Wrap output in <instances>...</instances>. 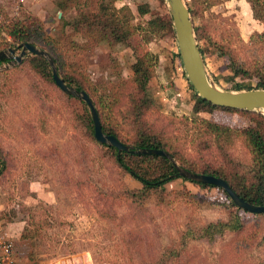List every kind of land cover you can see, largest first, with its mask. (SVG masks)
Returning <instances> with one entry per match:
<instances>
[{
  "label": "rangeland",
  "instance_id": "374dc122",
  "mask_svg": "<svg viewBox=\"0 0 264 264\" xmlns=\"http://www.w3.org/2000/svg\"><path fill=\"white\" fill-rule=\"evenodd\" d=\"M8 1L0 3V15L35 18L47 33L56 32L60 11L53 0ZM184 1L192 10L206 74L217 87H231L225 79L228 59L219 56L217 48L228 51L246 69L264 73V42L254 36L264 33V26L252 18L246 0ZM112 2L128 8L132 24L169 14L166 0ZM140 3L149 9L143 17L136 13ZM73 15L74 10H69L63 17L70 20ZM73 38L80 40L78 35ZM176 46L170 32L149 42L135 33L125 43L101 42L88 52H76L72 59L79 61L92 83H115L129 78L134 50L155 56L147 86L155 106L144 113V120L182 155L198 164L215 165L216 150L196 133L197 122L191 118L239 128L248 120L199 103L182 74ZM13 67L0 76V160L4 161L0 214L15 237V258L24 262L20 264H264V213L255 218L243 213L240 232L211 243L191 240L181 249L176 242L185 228L196 236L208 221L235 216L225 195L216 188L200 189L174 180L167 190L183 184L190 193L168 194L161 204L134 201L129 190L138 184L101 156L100 144L95 145L84 130L82 105L76 97H67L26 61ZM235 80L249 87L256 81L254 77ZM115 118L122 121L118 114ZM231 154L243 158L247 152L237 141Z\"/></svg>",
  "mask_w": 264,
  "mask_h": 264
},
{
  "label": "trees",
  "instance_id": "16d2710c",
  "mask_svg": "<svg viewBox=\"0 0 264 264\" xmlns=\"http://www.w3.org/2000/svg\"><path fill=\"white\" fill-rule=\"evenodd\" d=\"M246 1L249 4L252 18L264 25V0ZM53 5L60 11V22L53 34L47 33L35 18H20L2 13L3 15H0V48L15 47L17 49L18 44L28 42L46 50L55 63L58 75L65 84L83 90L89 96L104 133L113 135L121 143L131 145L133 148L164 150L185 170L220 177L244 201L254 205H264V115L256 111L212 105L200 98L185 75L177 46L175 56L188 86L199 103L211 110L219 109L234 112L248 120L246 126L239 128L220 124L204 117L191 118L192 121L197 122L196 133L202 134L205 137L206 145H212L216 150L218 162L215 165L198 164L182 155L170 142L154 133L144 120V113L155 106V101L149 96L147 90L148 81L153 73L155 56L147 51L137 53L134 50V61L129 66V78L126 80L121 78L115 83L105 81L92 83L83 72L82 65L76 63L79 61L72 59L76 52H88L94 45L101 42L110 46L125 43L135 33L140 36L143 42H149L154 36L162 35L165 32H170L174 36L169 14L149 16L140 23L132 24V14L128 8L124 6L115 7L112 0H53ZM187 9L189 14H192V10L188 6ZM69 10H74V15L70 20H66L63 15ZM148 12L147 4H137L136 13L139 17L145 16ZM195 29L196 27L193 25L194 32ZM74 35H78L80 40H75ZM254 36L264 42V33L255 32ZM252 37L253 35H250V39ZM197 47L205 64L204 52L198 42ZM217 54L228 59L226 69L229 71V75L225 76V79L231 83V87L223 90L264 89L262 70L259 68L246 69L236 63L231 54L222 48H217ZM25 61L34 73L52 81L50 68L45 59L33 54H26L19 63ZM12 69L15 68L12 67ZM7 72L6 69H3L0 71V76H4ZM235 77H239L241 80L254 77L256 81L254 86L249 87L237 82ZM65 95L69 98H75L68 94ZM77 100L82 105L80 119L84 130L92 142L97 145L98 143L93 137L89 109L83 101ZM119 105H121L120 108ZM122 106H125L124 111L121 110ZM115 114L120 115L122 121L116 119ZM237 141L241 142L247 152L243 158L231 154V149ZM98 148L102 151L101 156L105 157L107 162L119 169L122 174L136 181L138 187L129 190V197L136 202L150 199L155 204H161L168 194L190 193L183 184L180 189L171 188L167 190V185L174 180L182 183L190 182L200 189L216 188L225 195L226 206L234 207L235 216L226 220L208 221L199 228L196 236L190 228H185L176 242L181 249L191 240H204L211 243L226 234L240 232L243 213L250 214L254 218L262 214L250 213L236 208L220 188L207 183L191 181L177 175L173 164L164 156L135 154L128 151L117 152L114 147L106 144L99 145ZM3 169L4 161L0 160V174ZM23 207L26 211L30 210L26 206ZM172 250L174 252V248Z\"/></svg>",
  "mask_w": 264,
  "mask_h": 264
},
{
  "label": "water",
  "instance_id": "95a60500",
  "mask_svg": "<svg viewBox=\"0 0 264 264\" xmlns=\"http://www.w3.org/2000/svg\"><path fill=\"white\" fill-rule=\"evenodd\" d=\"M166 4L171 18L179 58L185 75L196 94L212 105L238 110L257 111L264 115V89L223 90L217 87L213 81L208 78L197 47L192 20L185 1L166 0ZM57 16H60V12L57 13ZM17 47L19 48L17 54H14L16 50L15 47H7L0 50V62L6 60L4 63H0V70L18 64L26 54H33L45 59L50 68L51 78L55 86L65 94L83 101L88 107L92 122L93 137L98 144H106L114 147L117 152L128 151L135 154H156L164 156L173 164L177 175L191 181L207 183L220 188L225 192L236 208L250 213H264V205H254L244 201L231 190L222 178L211 174L190 172L180 167L172 156L164 150L155 148H133L131 145L121 143L113 135L104 133L101 130L97 112L89 96L85 91L78 90L65 84L63 79L58 75L55 63L46 50L28 42L20 43Z\"/></svg>",
  "mask_w": 264,
  "mask_h": 264
},
{
  "label": "built area",
  "instance_id": "2783aa9c",
  "mask_svg": "<svg viewBox=\"0 0 264 264\" xmlns=\"http://www.w3.org/2000/svg\"><path fill=\"white\" fill-rule=\"evenodd\" d=\"M16 1L19 3L22 0ZM10 230L9 224L0 214V264H14L15 261H17L13 249V241L15 237L11 234Z\"/></svg>",
  "mask_w": 264,
  "mask_h": 264
},
{
  "label": "crops",
  "instance_id": "0c3cea01",
  "mask_svg": "<svg viewBox=\"0 0 264 264\" xmlns=\"http://www.w3.org/2000/svg\"><path fill=\"white\" fill-rule=\"evenodd\" d=\"M9 1L8 0H0V3L3 5V4H6V3H8ZM17 2V1H16ZM24 2V0H22L20 3H23ZM14 5V4H13ZM257 21V20H256ZM259 22V21H258ZM263 25V24H262ZM264 26V25H263ZM0 207H1V204H0ZM226 219H229V218H224V219H222V220H226ZM204 226V225H203ZM203 226H201V227H203ZM17 236V235H16ZM17 264H20V263H24L23 261H18L17 260V262H16ZM15 263V264H16Z\"/></svg>",
  "mask_w": 264,
  "mask_h": 264
}]
</instances>
